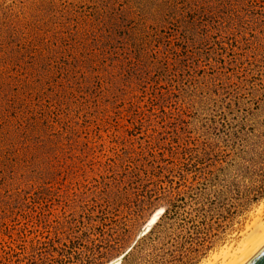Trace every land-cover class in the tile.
<instances>
[{"label": "rangeland", "instance_id": "rangeland-1", "mask_svg": "<svg viewBox=\"0 0 264 264\" xmlns=\"http://www.w3.org/2000/svg\"><path fill=\"white\" fill-rule=\"evenodd\" d=\"M260 220L264 0H0V264H215Z\"/></svg>", "mask_w": 264, "mask_h": 264}, {"label": "bare ground", "instance_id": "bare-ground-1", "mask_svg": "<svg viewBox=\"0 0 264 264\" xmlns=\"http://www.w3.org/2000/svg\"><path fill=\"white\" fill-rule=\"evenodd\" d=\"M158 214L159 212L154 214L152 221ZM251 231L240 240L235 249L226 250L221 256L215 257V264H247L264 247V221H258Z\"/></svg>", "mask_w": 264, "mask_h": 264}, {"label": "water", "instance_id": "water-1", "mask_svg": "<svg viewBox=\"0 0 264 264\" xmlns=\"http://www.w3.org/2000/svg\"><path fill=\"white\" fill-rule=\"evenodd\" d=\"M247 264H264V247Z\"/></svg>", "mask_w": 264, "mask_h": 264}]
</instances>
